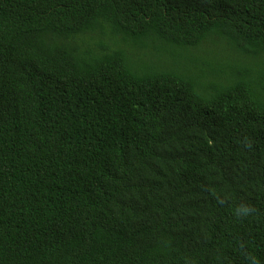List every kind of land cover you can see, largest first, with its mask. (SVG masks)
Returning a JSON list of instances; mask_svg holds the SVG:
<instances>
[{
  "label": "trees",
  "instance_id": "trees-1",
  "mask_svg": "<svg viewBox=\"0 0 264 264\" xmlns=\"http://www.w3.org/2000/svg\"><path fill=\"white\" fill-rule=\"evenodd\" d=\"M0 264H264V0H0Z\"/></svg>",
  "mask_w": 264,
  "mask_h": 264
},
{
  "label": "rangeland",
  "instance_id": "rangeland-1",
  "mask_svg": "<svg viewBox=\"0 0 264 264\" xmlns=\"http://www.w3.org/2000/svg\"><path fill=\"white\" fill-rule=\"evenodd\" d=\"M139 53L141 55V61L139 62V66L145 67L151 64V61L148 59V55H149V49H143V50H139Z\"/></svg>",
  "mask_w": 264,
  "mask_h": 264
}]
</instances>
